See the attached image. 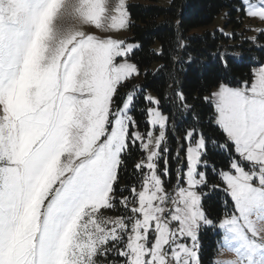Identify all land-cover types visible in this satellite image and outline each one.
Here are the masks:
<instances>
[{"label": "snow or ice", "instance_id": "snow-or-ice-1", "mask_svg": "<svg viewBox=\"0 0 264 264\" xmlns=\"http://www.w3.org/2000/svg\"><path fill=\"white\" fill-rule=\"evenodd\" d=\"M237 11L264 21V0ZM69 15L130 26L125 0L111 13L107 0H0V264H204L205 231L231 254L212 264H264V56L239 80L221 58L202 98L212 136L182 90L167 109L143 88L121 95L137 46L69 30ZM134 148L137 182L119 188Z\"/></svg>", "mask_w": 264, "mask_h": 264}, {"label": "trees", "instance_id": "trees-1", "mask_svg": "<svg viewBox=\"0 0 264 264\" xmlns=\"http://www.w3.org/2000/svg\"><path fill=\"white\" fill-rule=\"evenodd\" d=\"M240 7V0H172L168 8L150 0L128 7L130 41L137 46L130 59L138 66L140 88L160 97L165 109L170 106L168 98L173 92L182 90L201 114L205 133L212 136L218 133L207 125L210 112L202 98L215 89L223 75L221 58H228L229 80H239L253 67L251 57L264 56L257 47L264 45V35L254 36L244 26L246 16L237 11ZM223 12L224 23L217 26L216 20ZM253 37L257 38L255 44L250 42ZM142 106L138 105L137 112ZM176 115L181 130L187 127ZM171 140L176 146L175 139ZM135 158V150L126 156L119 188L130 187L136 181ZM211 159L219 162L220 157L212 155ZM205 203L213 214L219 211L218 194H211ZM201 240L204 264H212L216 237L211 232L203 233Z\"/></svg>", "mask_w": 264, "mask_h": 264}, {"label": "rangeland", "instance_id": "rangeland-1", "mask_svg": "<svg viewBox=\"0 0 264 264\" xmlns=\"http://www.w3.org/2000/svg\"><path fill=\"white\" fill-rule=\"evenodd\" d=\"M149 1L150 0H125L126 9L128 11V7L130 5H133V4H145V3L149 2ZM155 1H156V3L159 6L168 8L171 5V1L172 0H155ZM68 3L69 4L75 3V0H68ZM107 3H108V7H109V13H111L112 9L118 3V0H107ZM225 15H226V12H223L221 14V16L218 17V19L216 20V25L217 26H221L224 23L223 19H224ZM63 24L69 30L79 29V30H83V31H86V32H91V33H93V34H95L97 36H101V37L111 36L114 39L123 40L126 43H130V44L135 45L134 43H132L130 41L131 35H130V32H129V27H127L124 30L104 32V31L95 29L93 26L82 24L79 20L75 19L71 15L65 17V19L63 21ZM244 26L247 29H251L252 33L254 34V36H257L259 34L258 30H264V21H261L258 18H249L248 16H246V19L244 21ZM257 45H259V44H257ZM135 49H136V47H134L133 52L135 51ZM131 54H130V56H131ZM130 61L133 63V61L131 59H130ZM134 88L135 89H141L140 85H139V75L138 76H134L133 78L128 80L126 82V86L121 87L119 89V92H120L121 95H124V94L128 93L129 91H131ZM148 93H150V92H148ZM150 94L155 96L152 93H150ZM141 130L142 131L144 130L143 127L141 128ZM169 146L172 148L173 156H174L177 145L176 146L173 145L172 140L170 139ZM132 150L136 151V158L134 159V161L136 163V162H138L140 160L142 153L138 150V148H134ZM135 163H134V165H135ZM177 166L178 165H177L176 161L172 160L171 165H170V167H171V177L170 178H168V177L165 178L166 180L170 179L171 185H174L176 183V169H177ZM137 179L132 184H135L137 182ZM118 185H119V183H118ZM120 187H122V186L120 185ZM118 214H119L118 211H113V212H107L106 213V215H109V216H116ZM210 232L211 231H205L203 233H210ZM230 255H231L230 253H227V252H225L223 250L218 252L217 249H216V253H215L214 258H216V259H224V258L229 257Z\"/></svg>", "mask_w": 264, "mask_h": 264}]
</instances>
